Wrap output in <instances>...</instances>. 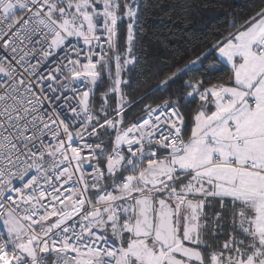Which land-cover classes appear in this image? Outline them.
<instances>
[{
  "label": "snow or ice",
  "instance_id": "snow-or-ice-1",
  "mask_svg": "<svg viewBox=\"0 0 264 264\" xmlns=\"http://www.w3.org/2000/svg\"><path fill=\"white\" fill-rule=\"evenodd\" d=\"M185 7L0 0V264H264V0L162 70L144 37Z\"/></svg>",
  "mask_w": 264,
  "mask_h": 264
},
{
  "label": "trees",
  "instance_id": "trees-1",
  "mask_svg": "<svg viewBox=\"0 0 264 264\" xmlns=\"http://www.w3.org/2000/svg\"><path fill=\"white\" fill-rule=\"evenodd\" d=\"M171 3L186 4L184 9H177L180 15L188 16L185 23L177 22L175 25L167 20L152 18L149 25L152 35H146L143 41V55L147 60L155 65H161L162 70L166 66L176 63V67L182 68L189 61L211 48L217 38H221V33L227 34L232 31L231 21L236 18H244L251 15L259 6L261 0H170ZM198 67H200L198 65ZM215 67L216 71H210ZM227 67L218 62V56L215 52L204 61L203 67L198 72H189L184 74L183 79L176 85H173L168 92H157L150 96L145 104H150L159 100L161 96L167 97L176 93L182 100L187 92L180 91L181 85L185 81L193 82L196 79H203L206 82L216 83L219 79L226 76ZM138 81H147L146 84H134L133 98L139 99L143 92L152 91L159 82L157 79L138 76ZM190 91V89H188ZM144 105L140 104L135 109L128 112V122L138 118L140 109ZM194 105H185L184 110L188 111Z\"/></svg>",
  "mask_w": 264,
  "mask_h": 264
},
{
  "label": "crops",
  "instance_id": "crops-1",
  "mask_svg": "<svg viewBox=\"0 0 264 264\" xmlns=\"http://www.w3.org/2000/svg\"><path fill=\"white\" fill-rule=\"evenodd\" d=\"M217 54V53H216ZM217 56H218V54H217Z\"/></svg>",
  "mask_w": 264,
  "mask_h": 264
},
{
  "label": "built area",
  "instance_id": "built-area-1",
  "mask_svg": "<svg viewBox=\"0 0 264 264\" xmlns=\"http://www.w3.org/2000/svg\"><path fill=\"white\" fill-rule=\"evenodd\" d=\"M82 43V42H81ZM143 115V114H142Z\"/></svg>",
  "mask_w": 264,
  "mask_h": 264
}]
</instances>
